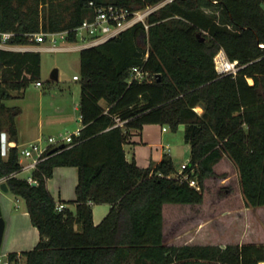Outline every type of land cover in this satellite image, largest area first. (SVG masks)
Instances as JSON below:
<instances>
[{
  "label": "trees",
  "instance_id": "obj_1",
  "mask_svg": "<svg viewBox=\"0 0 264 264\" xmlns=\"http://www.w3.org/2000/svg\"><path fill=\"white\" fill-rule=\"evenodd\" d=\"M132 11L162 0H0V33L10 45H33L28 36L78 27L94 13L90 2ZM201 34V36H199ZM204 37V39H203ZM69 39L77 40L75 33ZM223 48L238 60L237 76L221 75ZM83 127L71 145L51 153L22 178L19 147L3 155V135L18 141L19 106L13 91L39 82L42 55L0 48V181L23 197L40 240L8 254L9 264H262L264 244L166 242L164 205L204 202L206 180L225 157L237 167L249 207L264 206V9L262 0H174L118 37L80 52ZM134 66L157 77L129 82ZM252 80V82L250 81ZM105 102V105L102 104ZM201 107L200 113L197 108ZM117 118L125 120L124 126ZM146 124L186 125L187 165L199 189L182 179L166 155L156 166L129 161L125 144ZM60 166L79 170L75 204L57 209L48 180ZM193 171V172H192ZM18 174V175H17ZM111 209L94 222L95 204Z\"/></svg>",
  "mask_w": 264,
  "mask_h": 264
},
{
  "label": "rangeland",
  "instance_id": "obj_2",
  "mask_svg": "<svg viewBox=\"0 0 264 264\" xmlns=\"http://www.w3.org/2000/svg\"><path fill=\"white\" fill-rule=\"evenodd\" d=\"M264 9V0H262ZM60 43H63L60 40ZM66 42H64L65 44ZM81 50L41 51L42 70L39 82H33L23 91H13L16 96L7 101L9 106H19L22 113L18 123L22 130L19 144L35 141L39 136L73 135L81 128L78 121L81 98ZM197 110L201 113L202 108ZM40 118L43 123L40 126ZM172 133L179 132L184 144L182 151L190 155L186 142V125L175 130L166 124ZM34 130V132H33ZM39 134V135H38ZM9 154L8 135L3 136V155ZM25 161L24 158H21ZM66 169V168H65ZM217 175L206 180L205 199L202 204H166L165 236L169 244L221 243L237 244L256 242L264 244V206L249 207L242 190L239 171L227 157L215 167ZM31 172L22 171L19 176L28 178ZM76 177L54 172L50 185L59 202V189L67 200L76 199ZM0 206L6 222L0 264H6L8 253L33 247L20 244L25 232L34 227L26 213V200L11 191H4L0 185ZM25 263L21 257L19 264ZM264 264V263H262Z\"/></svg>",
  "mask_w": 264,
  "mask_h": 264
},
{
  "label": "built area",
  "instance_id": "obj_3",
  "mask_svg": "<svg viewBox=\"0 0 264 264\" xmlns=\"http://www.w3.org/2000/svg\"><path fill=\"white\" fill-rule=\"evenodd\" d=\"M173 1L174 0H162L155 5L147 6L135 11L123 9L115 4L98 5L94 1H91L90 6L93 7L94 13L92 16L84 19L78 27L64 31H41L37 33H30L28 35L30 37V41L35 44L18 45L15 48L21 51L35 50L41 52L73 49L83 50L85 48L97 46L118 37L121 33L137 23H143L148 29L150 15ZM71 33H75L77 40L71 41L69 39ZM0 34L3 44H6L14 35L13 32H3ZM60 40L63 43H60ZM64 42L66 43L64 44ZM215 63L216 69L221 75H233L235 77L241 69L238 60L230 59L223 48H221L216 54ZM156 77V75L144 69V67L134 66L130 72L129 82L152 81ZM74 79L79 80L80 77L75 75ZM250 81L252 82V80ZM125 122V120L117 118L116 125L124 126ZM164 129L166 130L167 127ZM76 134L78 135L79 131H77ZM76 134L60 135L58 137L49 136L46 139L41 136L33 142L16 145L19 147L20 157L25 159V161L21 160L22 171L31 172L28 179L32 184H37V181L34 180L32 173L37 168L38 164L53 153V150L56 152L59 149H63L66 145H71L74 141V135ZM187 165L188 163L181 166L178 171V175L182 179L189 180L191 186L199 189L200 187L198 181L191 178L190 173L187 172ZM1 182H3V180H1L0 183ZM65 207L66 205L64 203H57L58 210L61 211ZM6 264H9L8 259L6 260Z\"/></svg>",
  "mask_w": 264,
  "mask_h": 264
},
{
  "label": "crops",
  "instance_id": "obj_4",
  "mask_svg": "<svg viewBox=\"0 0 264 264\" xmlns=\"http://www.w3.org/2000/svg\"><path fill=\"white\" fill-rule=\"evenodd\" d=\"M16 46H18V45H10L8 43L3 44L2 39H1V34H0V48L17 50L15 48ZM102 104L105 105V102L102 101ZM77 109L80 110V105H79V107H77ZM39 121H40V123H39L40 126H42V123H43L42 118H40ZM78 121L81 123V128H82L83 124H82V120H81V114H79ZM17 126H18V131H19L18 141H10L8 139L10 146L11 145L12 146L21 145L19 143L21 140L22 130L20 128L18 120H17ZM165 127H167V126L162 125V124H146L141 130L134 131L132 133L131 137L129 138L128 142L124 146L127 159L129 161L135 160L140 167L147 168L150 166L158 165L163 160V158L166 155H168L172 158V160H173L178 171L183 164L189 163L190 157H191V145L189 143H187V144H189V147H190V155L188 156V154H185L182 151L184 144L182 143V140H181L182 138L179 137V135H178L179 132L172 133L168 127L165 130L164 129ZM80 129L78 131H80ZM33 132H34V130H33ZM39 137H41V136H39ZM22 144H25V143H22ZM55 170L56 171L61 170V173H63V174L75 175L76 183L78 184L79 170L77 167L60 166V167H57ZM50 181H51V178L48 180V188L55 198V194H54V191L52 190V187L50 185ZM1 183H0V185H1ZM77 184H76V186H77ZM59 197L60 198H59L58 203H62L61 201L67 200L66 198L62 197V190L61 189H59ZM73 199H71V200H73ZM65 205H66V207L70 206L72 209H75V204H70V205L65 204ZM166 208L167 207L165 204L164 205L165 223H166V211H165ZM110 209H111L110 204H107V203L95 204L93 207L95 224H99L107 216ZM26 213L29 215L28 211H26ZM164 232H165V230H164ZM39 240H40L39 229L36 226H34L33 228L32 227L29 228L28 233L25 232V234L21 238L20 244L23 246H29V247L34 248L37 245V243L39 242ZM199 244H219V245L225 246L224 244L217 243V242L216 243L201 242ZM28 250H31V249L29 248ZM22 251H26V250L21 249V250H14L11 252L21 253ZM11 252H9V253H11Z\"/></svg>",
  "mask_w": 264,
  "mask_h": 264
},
{
  "label": "water",
  "instance_id": "obj_5",
  "mask_svg": "<svg viewBox=\"0 0 264 264\" xmlns=\"http://www.w3.org/2000/svg\"><path fill=\"white\" fill-rule=\"evenodd\" d=\"M199 36H201V34H199ZM203 39H204V37H203ZM54 151L55 150H53L52 152H54ZM33 185H36V183H33ZM1 188L4 191H9L8 184L5 181L1 183ZM5 227H6V222L3 218L2 208L0 206V249L2 247L3 237H4V233H5Z\"/></svg>",
  "mask_w": 264,
  "mask_h": 264
}]
</instances>
